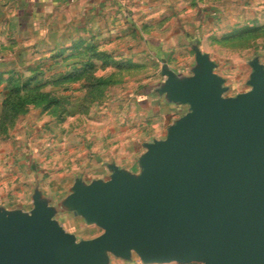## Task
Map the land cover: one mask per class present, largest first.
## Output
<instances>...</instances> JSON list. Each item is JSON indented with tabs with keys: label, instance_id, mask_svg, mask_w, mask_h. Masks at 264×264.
Listing matches in <instances>:
<instances>
[{
	"label": "rangeland",
	"instance_id": "1",
	"mask_svg": "<svg viewBox=\"0 0 264 264\" xmlns=\"http://www.w3.org/2000/svg\"><path fill=\"white\" fill-rule=\"evenodd\" d=\"M104 20L0 37V210L31 213L39 198L77 240L104 230L65 209L76 182L108 179L114 165L139 174L144 144L189 111L165 121L162 100L142 85L156 87L164 67L190 76L206 55L224 95L236 96L253 89L254 64L264 68V0H165ZM106 264L203 263L143 262L132 250Z\"/></svg>",
	"mask_w": 264,
	"mask_h": 264
},
{
	"label": "water",
	"instance_id": "2",
	"mask_svg": "<svg viewBox=\"0 0 264 264\" xmlns=\"http://www.w3.org/2000/svg\"><path fill=\"white\" fill-rule=\"evenodd\" d=\"M190 76L163 68L167 98L189 105L165 139L145 143L139 174L77 181L64 203L104 232L77 240L39 198L31 213L0 210V264L143 262L264 264V68L253 89L225 96L205 55Z\"/></svg>",
	"mask_w": 264,
	"mask_h": 264
},
{
	"label": "crops",
	"instance_id": "3",
	"mask_svg": "<svg viewBox=\"0 0 264 264\" xmlns=\"http://www.w3.org/2000/svg\"><path fill=\"white\" fill-rule=\"evenodd\" d=\"M164 1L165 0H0V37L5 36L9 38L11 35L24 33L26 30L42 31L47 28L51 29L49 27L55 28L61 26V24L71 26L69 29L70 31H74V29L78 28L86 31L87 29L89 30L90 27H94L96 22H104V15L113 14L118 15L120 18L127 17V15L137 17V15L142 13L148 14L160 10ZM148 21L153 22L154 20L149 18L147 19V22ZM176 72L179 75L185 76L182 72ZM160 76H163L164 80L162 82L160 81L156 87H152L150 84H144L139 90L141 94L143 93L146 97H156L158 102L162 100L161 102L165 106V121H167L171 113L174 114L176 111L181 110V106L185 104L175 103L167 98L166 93L161 91V87L167 76L163 74L162 71L160 72ZM181 116L172 120L166 127L168 128L174 124ZM68 212H72L74 216H79L73 211ZM64 229L67 231L65 227Z\"/></svg>",
	"mask_w": 264,
	"mask_h": 264
}]
</instances>
